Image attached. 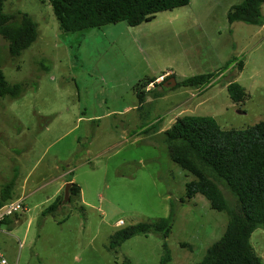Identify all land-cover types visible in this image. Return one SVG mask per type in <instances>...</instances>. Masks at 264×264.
<instances>
[{
    "label": "rangeland",
    "instance_id": "374dc122",
    "mask_svg": "<svg viewBox=\"0 0 264 264\" xmlns=\"http://www.w3.org/2000/svg\"><path fill=\"white\" fill-rule=\"evenodd\" d=\"M240 2L190 0L135 27L118 22L75 33L59 30L49 0L4 2L5 13L28 14L37 32L16 58L0 38L1 70L23 85L18 97L0 98V190L15 176L12 197L23 198V210L0 225L8 264H161L159 235L108 245L116 231L152 224L171 205L167 264L203 258L228 218L200 194L185 198L192 176L170 160L164 131L186 115L211 117L221 129L264 120V20L229 23V8ZM261 10L264 16V4ZM166 70L176 85L156 80L139 104L134 84ZM217 72L206 86H180ZM230 81L245 89L242 103L231 101ZM68 170L64 179L73 177L86 204L72 195L49 210L63 198L59 176ZM219 187L233 206V195ZM250 244L264 263V229Z\"/></svg>",
    "mask_w": 264,
    "mask_h": 264
},
{
    "label": "trees",
    "instance_id": "16d2710c",
    "mask_svg": "<svg viewBox=\"0 0 264 264\" xmlns=\"http://www.w3.org/2000/svg\"><path fill=\"white\" fill-rule=\"evenodd\" d=\"M5 1L0 0V38L7 43L9 55L16 58L35 41L36 24L26 13H5ZM49 2L59 30L75 33L118 22L135 27L151 20L156 13L186 6L190 0ZM263 4L264 0H241L229 8L227 20L229 23L261 25ZM242 66L241 61L237 62L238 70ZM219 75L218 72L194 75L181 80L180 86L199 88ZM155 80L143 78L134 84L133 92L139 104L149 94L146 87L151 83L156 86ZM162 83L158 85L162 87ZM22 87V83H9L0 67V98H16ZM226 90L234 103H242L247 98L245 89L237 82H228ZM164 135L170 160L192 176L185 185V198L189 200L200 194L212 209L225 212L228 218L222 236L208 247L197 264H264L250 244L251 234L258 228L264 229V120L244 129H221L211 117L186 115L177 118ZM15 178L12 177L0 190V206L13 199ZM220 183L233 195V206L224 197ZM79 192L78 185L73 183L70 198L72 195L79 197ZM61 201L55 202L49 210ZM173 218L174 206L171 205L169 214L152 224L138 223L116 231L110 236L108 247L116 249L134 236L159 235L163 239L160 263L167 264L170 256L165 240L170 234Z\"/></svg>",
    "mask_w": 264,
    "mask_h": 264
},
{
    "label": "built area",
    "instance_id": "2783aa9c",
    "mask_svg": "<svg viewBox=\"0 0 264 264\" xmlns=\"http://www.w3.org/2000/svg\"><path fill=\"white\" fill-rule=\"evenodd\" d=\"M23 210V198H14L0 206V225L8 218H11ZM122 221L118 225H122ZM0 264H8L0 248Z\"/></svg>",
    "mask_w": 264,
    "mask_h": 264
},
{
    "label": "crops",
    "instance_id": "0c3cea01",
    "mask_svg": "<svg viewBox=\"0 0 264 264\" xmlns=\"http://www.w3.org/2000/svg\"><path fill=\"white\" fill-rule=\"evenodd\" d=\"M168 74H172V71H170V70H166L165 72H161L160 74H158V75H154L152 78H156V80H158V81H160V80H163ZM172 77V76H171ZM170 78V77H169ZM156 80H155V83H157L156 82ZM159 83V82H158ZM157 83V84H158ZM67 174H69V170L67 171V172H65V173H62L59 177H61V179H64L65 177H66V175ZM67 182H72V183H74V179H73V177L72 178H69V179H64V181H63V183L61 184V186L60 187H58V189H57V192H59V190H60V188L62 187V185L63 186H65V184L67 183ZM64 188V187H63ZM80 189V188H79ZM22 198V197H21ZM14 199V198H13ZM79 199H80V202H81V204H86L85 202H84V199H83V194H82V191H81V189H80V192H79ZM12 218V217H11ZM11 218H8L7 219V221L6 222H10V219ZM6 222L4 223V225L6 224Z\"/></svg>",
    "mask_w": 264,
    "mask_h": 264
},
{
    "label": "water",
    "instance_id": "95a60500",
    "mask_svg": "<svg viewBox=\"0 0 264 264\" xmlns=\"http://www.w3.org/2000/svg\"><path fill=\"white\" fill-rule=\"evenodd\" d=\"M176 85V81L174 79V77H170L168 79H166L163 83L162 86L166 87V88H170V87H174ZM72 182H67L63 188V198L62 201L60 203V206H63L65 204H68L70 201V189L72 186Z\"/></svg>",
    "mask_w": 264,
    "mask_h": 264
}]
</instances>
